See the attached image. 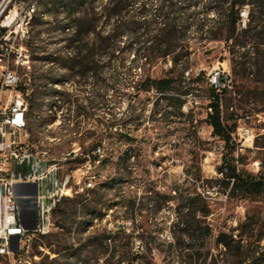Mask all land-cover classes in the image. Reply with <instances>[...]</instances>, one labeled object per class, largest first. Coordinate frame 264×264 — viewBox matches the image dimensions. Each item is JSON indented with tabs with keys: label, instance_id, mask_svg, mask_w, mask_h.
Masks as SVG:
<instances>
[{
	"label": "rangeland",
	"instance_id": "obj_1",
	"mask_svg": "<svg viewBox=\"0 0 264 264\" xmlns=\"http://www.w3.org/2000/svg\"><path fill=\"white\" fill-rule=\"evenodd\" d=\"M32 6L29 2L28 12ZM245 14L242 8L243 19ZM28 20L26 2L0 0V70L14 71L26 86L33 73L42 80L35 83L43 86L41 76L52 67L40 59L45 55L42 48L47 37L40 35V48L35 53L38 59L32 62L25 46ZM190 44V67L184 72L187 79L168 94L170 100L153 89L135 95L136 90L123 82L114 88L95 89L68 80L39 90L43 93L37 101L39 110L28 115L30 141L38 149L47 150L51 158L76 152L66 161V169L84 162L82 153L88 152L95 139L90 132L105 134L111 114L123 123L117 131H111V138L101 142L102 156L90 162L97 175L92 191L83 190L64 199L53 214L56 228L34 240L31 248L38 257L34 264H127L135 254L137 264H224L225 250L216 241L220 233L236 239L246 218L260 220L254 232L260 226L264 231V191L245 195L240 189H231V184L226 185L217 173L223 160L233 163L234 159L219 154L218 139L206 121L213 73L219 71L232 78L224 43L205 44L192 38ZM59 46L51 44L49 52L57 53ZM131 59L128 56L126 61ZM163 69L156 66L154 75L161 76ZM51 73L68 76L56 66ZM133 74L136 76L139 70H133ZM102 75L110 78L113 73L104 70ZM53 90L66 96L52 98ZM227 90L221 97L223 119L231 124L229 115L241 116L236 126L245 125L255 136L253 150L245 149L238 155L239 172L255 175L248 164L252 158L263 164L264 114L256 113L259 105L231 100L234 95L230 87ZM95 96L99 98L97 105ZM177 96L185 100L179 110L175 107ZM87 100L92 101L87 107L93 109L76 117L72 112L75 105ZM50 103L56 106V116L48 112ZM117 132L125 136L124 145L116 142ZM82 176L83 172L76 177ZM206 190L212 195L205 199L202 193ZM197 195L202 199H195ZM192 202L199 208L206 206L208 211L200 217V226L210 228L209 236L193 233L194 226L184 221L187 210L183 206L190 209ZM107 234L113 237L110 244L103 239ZM135 242L142 247H136ZM260 244L264 245V240Z\"/></svg>",
	"mask_w": 264,
	"mask_h": 264
},
{
	"label": "trees",
	"instance_id": "obj_2",
	"mask_svg": "<svg viewBox=\"0 0 264 264\" xmlns=\"http://www.w3.org/2000/svg\"><path fill=\"white\" fill-rule=\"evenodd\" d=\"M14 1L33 4L25 45L30 52V60L34 62L38 59L35 54L40 48L37 41L44 34L47 37L46 45L42 48L45 55L40 59L52 66L41 76L43 86L35 83L42 81L37 79L40 76L32 73L28 78L29 115L39 110L37 101L43 94L39 92L40 89L68 80L76 82L79 87L95 89L114 88L123 82L136 90L135 95L153 89L170 97L165 98L170 100L172 97L168 94L175 87L182 86L187 79L184 72L190 67L192 38L205 44L221 41L228 54L232 78L219 75L217 81L223 87L210 85L208 107L211 110L206 116L211 134L224 142L228 154L235 149L230 138L237 127L236 119L241 116L229 115L228 119L233 120L231 124L223 119L221 97L228 92L227 88L230 87L234 95L231 100L244 105H259L256 113L264 114V0ZM242 8L246 9L244 19L240 16ZM51 44L60 45L57 53L49 52ZM128 56H132V59L127 62ZM158 65L164 68L161 76H155L153 72ZM53 66L67 71L68 76H54L51 73ZM136 69L139 74L134 76L133 70ZM104 70H111L113 76L105 78L102 75ZM64 96L57 90L51 93L52 98ZM175 99V107L179 110L185 100L182 96ZM94 100L95 105L99 104L98 97L95 96ZM87 102L92 104L87 100L75 105L72 112L76 117L84 115L86 109H93L87 107ZM56 111V106L50 103L48 112L56 116ZM122 123L121 118L111 114L104 128L105 134L90 132L95 139L88 152L82 153V161L88 157L92 163L95 162L97 156L92 152L99 148L105 138H111V131H117ZM116 136V142L124 145L125 136L119 132ZM232 162L223 160L217 168L225 184H231L233 190H242L245 195L261 194L264 191V159L261 170L255 175L237 173L234 159ZM195 199L201 200L202 196L197 195ZM183 207L187 210L183 219L194 226L193 233L209 236L210 228L200 226V217H205L208 211L206 206L199 208L192 202L190 209L189 206ZM180 222L183 220L180 219ZM257 224H260V220L246 218L239 226L236 239L224 233L217 236V243L225 250L224 264H264V245L260 244L264 240V231L260 226L254 232ZM111 238V234L103 236L105 242L108 239L111 242Z\"/></svg>",
	"mask_w": 264,
	"mask_h": 264
},
{
	"label": "built area",
	"instance_id": "obj_3",
	"mask_svg": "<svg viewBox=\"0 0 264 264\" xmlns=\"http://www.w3.org/2000/svg\"><path fill=\"white\" fill-rule=\"evenodd\" d=\"M26 3L28 13L29 1ZM21 36H25L23 31ZM219 75L224 74L219 71L213 73L211 85L223 87L218 84ZM27 92L26 84L21 82L14 71L0 70V252L5 253L7 264L35 263L38 257L33 254L32 248H28V240H33L34 233H41L43 238L52 231L53 214L57 206L64 199L79 194L80 188L74 184V177L82 172H91V161L87 157L74 169V173H67L64 165L77 155L76 152H68L59 158L44 157L37 147L28 145L27 132L18 133V124H23L20 107L28 103ZM207 109L210 112L211 109ZM254 140L255 136L250 129L239 124L230 138V142L235 144L233 153L227 154L221 140H218L217 150L225 158L234 157L238 173V155L245 149L248 152L253 150ZM92 154L102 156L99 148ZM261 166V162L255 158L248 164L249 171L255 174L261 170ZM63 182H70V189H63ZM202 194L206 199L212 195V191L206 190ZM106 242L110 244L109 239ZM135 245L142 247L140 242H135ZM39 249L44 250L41 246ZM130 263H138V254Z\"/></svg>",
	"mask_w": 264,
	"mask_h": 264
},
{
	"label": "bare ground",
	"instance_id": "obj_4",
	"mask_svg": "<svg viewBox=\"0 0 264 264\" xmlns=\"http://www.w3.org/2000/svg\"><path fill=\"white\" fill-rule=\"evenodd\" d=\"M30 12H28V15H29V18H30V15H31V12L33 11V6L30 8ZM8 20H10L8 18ZM27 96H28V92H27ZM28 103H25V104H22V106L20 107V116L22 117V123L23 124H18V133L19 134H26L27 132V140H28V145L29 146H32V147H37L35 146L34 144L31 143L30 141V133L28 131ZM38 149V148H37ZM39 152H41V154L44 156V157H50L49 154H48V151L47 150H44V149H38ZM93 166L90 164V171L92 173L93 170H92ZM91 172H83V176L80 178V177H74V184H78V187L80 188V191L79 193H81L83 190H86V189H92L94 188L95 186V178H97V175L94 173L91 174ZM67 173H74V169H67ZM87 183H89V185H87ZM63 189H70V182H63ZM55 223H53V226H52V230L55 229ZM41 237V233H34L33 235V240H28V248H31L34 240L37 238V237ZM0 264H7V258H5V253L4 252H0Z\"/></svg>",
	"mask_w": 264,
	"mask_h": 264
}]
</instances>
